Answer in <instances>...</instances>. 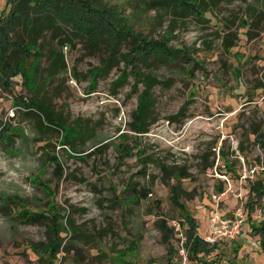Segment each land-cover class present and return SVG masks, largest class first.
Segmentation results:
<instances>
[{
  "label": "rangeland",
  "instance_id": "1",
  "mask_svg": "<svg viewBox=\"0 0 264 264\" xmlns=\"http://www.w3.org/2000/svg\"><path fill=\"white\" fill-rule=\"evenodd\" d=\"M198 2L208 10L179 14L150 0H93L89 7L60 1V34L47 33L37 54L15 50L41 61L42 79L54 75L38 90L19 75L14 92L0 82V264H175V223L184 232L192 226L173 201L175 181L193 195L180 200L202 236L216 205L247 214L252 184H264V0ZM106 13L121 25L101 26ZM95 25L124 29L111 60L107 35L93 45L84 35ZM156 43L182 50L143 68L159 82L151 93L153 123L137 133L130 123L145 83H136L134 58ZM26 95L42 97L66 126L77 122L93 136L76 150L62 145V132L42 131L27 118L19 98ZM25 212L39 213L42 223L23 222ZM251 214L264 227V198ZM163 221L173 238L165 239ZM261 233L245 244L223 242L207 259L264 264ZM54 245L59 254L48 261Z\"/></svg>",
  "mask_w": 264,
  "mask_h": 264
},
{
  "label": "trees",
  "instance_id": "2",
  "mask_svg": "<svg viewBox=\"0 0 264 264\" xmlns=\"http://www.w3.org/2000/svg\"><path fill=\"white\" fill-rule=\"evenodd\" d=\"M60 1L64 2V0H7L4 8L5 13L0 15V82H3L7 86V88L12 92L15 91L14 83L12 82H19V79H15L18 75L22 78V81H20V83L25 84L30 90H38L40 86L48 83L51 80L50 77L54 75L52 73V75L49 74L44 79H42V77L39 76L41 75L40 60L28 62L27 59L22 56V59L21 57L14 56V53L16 49L20 50L19 48H22L24 54H26V52L30 54L36 53V50L43 49L41 48L43 45L42 39H45L47 33H52L56 36L60 34L59 31H61V28L59 26L60 19L58 16L59 8L57 4ZM65 1L68 2V0ZM79 1L87 2V7H89V3H93V0ZM214 1L216 2V0ZM150 2L152 6H158L161 8L169 7L171 11L179 14L186 11V9L188 8L198 10L197 12H199L200 10H208L205 9V7H202L198 0H150ZM59 15L67 22H70L69 17L66 16L65 11L60 13ZM104 15V17H99L104 20L103 22L100 21L101 26L107 21H110L112 25L114 23L121 25V23H118L116 19H108L112 15L108 13ZM97 26L95 25L90 30V34L84 35L89 39L92 45L100 43L99 41L101 40V38H103L104 35H107L109 38L106 39L110 41V47L112 52L110 58L111 60L114 56L115 51L117 50V45L120 44L122 41L126 40L124 29L123 27H117L115 25V29L112 32H104L101 31V29L99 30V27ZM63 41L64 40H62V43H64ZM153 42L155 41H152V43ZM143 50V53L135 56V65L133 66L132 71L135 74L134 77L137 80V84H140L139 82L145 83V90L142 92L140 97L141 106L138 107V110L134 112L133 121H131L130 123L131 130L137 133L148 132L151 124L153 123V120L150 118L151 107L154 105L153 100L151 98V93L153 92L152 89L154 85L159 82V79H157L152 74L143 73V68L148 67L150 65L152 66L153 64L165 63L171 60L173 61V59H176L177 56L180 55L179 53L182 49H173L171 47H167L164 44L156 43V45L154 46L146 44ZM107 63H105L106 65L104 64L105 66L100 68L97 72H95V74L93 73V76L91 77L93 82L96 81V78L98 75H100V72L106 70L105 67H107ZM56 67L60 71L66 70L67 68L64 63V60L62 59L56 60ZM127 76L128 73L124 72L123 78H120L119 81H117V84L126 81ZM94 84L96 83H93V85ZM19 98H22L25 103L23 111L26 114L27 118L35 119L38 122V126L42 131L49 129L62 132V145H70L71 148L76 150V145L78 141L87 143V141L90 140L93 136L88 131L83 130L81 128L82 125L77 122V124L75 123L74 125L66 126V124L62 122L61 117L55 114L54 110L50 108V104H47L42 97H29L26 95V97L19 96ZM47 143L49 144V141ZM100 149L101 148H99L98 150ZM173 177H176L175 174ZM171 191L173 194L172 198L174 203H176L181 208L182 216L186 220H190L192 224L189 229H186L187 244L189 246L191 258H199V260L204 264H220L216 261V259H213L210 262L207 259V256L217 248L219 243L214 246H210L206 241H204V239L200 237V234L195 226V221L191 219L190 213L180 200L182 194H186L187 199H192L193 195H190L189 193L183 191V189L182 192H180V186L178 183H176V181L172 183ZM249 194L250 195L249 200L247 202V209H249V212H252L255 208V204L260 203L264 198V184L253 183ZM222 214L226 216L232 215L228 213ZM248 214L252 215L251 213ZM40 217L41 215L37 212L32 214H27L25 212V218L23 217V222L40 225L42 223L40 222ZM163 222L164 224L163 226H161V229L162 231H164V233H168V236L167 234L165 235V239L173 238L174 229H169L167 222ZM253 230V234H259L260 232H262L261 244L263 248L262 253L264 254V227L262 224H254ZM55 251L56 258L59 254V246H53L52 253L50 255L51 257L48 259V261H53L52 256L54 255Z\"/></svg>",
  "mask_w": 264,
  "mask_h": 264
},
{
  "label": "built area",
  "instance_id": "3",
  "mask_svg": "<svg viewBox=\"0 0 264 264\" xmlns=\"http://www.w3.org/2000/svg\"><path fill=\"white\" fill-rule=\"evenodd\" d=\"M210 222L203 236L210 246H214L221 240L232 241L238 238L244 231L246 223V215L242 210H239L232 215H223L216 205L210 213ZM176 229L179 232L180 242L178 243V258L176 264H204L201 261H196L190 256L189 246L187 244V233L181 228L182 223L177 222Z\"/></svg>",
  "mask_w": 264,
  "mask_h": 264
},
{
  "label": "crops",
  "instance_id": "4",
  "mask_svg": "<svg viewBox=\"0 0 264 264\" xmlns=\"http://www.w3.org/2000/svg\"><path fill=\"white\" fill-rule=\"evenodd\" d=\"M248 213H251V212H249V209H247V214H245L246 215V221H247V224L245 225L246 226V231L243 232L238 238L235 239L236 240L235 241V244H239V243H242V244L244 243L245 244V243H247L248 242V240H247L248 237L250 238V235L249 234H253L254 233L253 226H254V224H256V221L254 220L253 216L252 215H249ZM209 220L210 219L208 218L207 223L209 222ZM206 228H207V224L205 226V231H206ZM205 231H204L203 236L205 235ZM203 236L200 234V237L202 239H203ZM227 241L228 240H221L219 242V245L222 244L223 242H227ZM232 241H234V240H232ZM232 241H230V242H232ZM219 245H218V247H220ZM260 245H262L261 244V240H260ZM262 252H263V248H262Z\"/></svg>",
  "mask_w": 264,
  "mask_h": 264
}]
</instances>
